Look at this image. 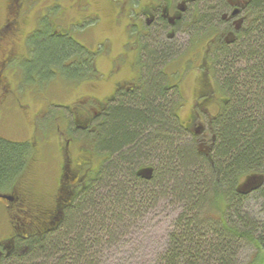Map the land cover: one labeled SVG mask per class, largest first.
<instances>
[{"label":"trees","instance_id":"1","mask_svg":"<svg viewBox=\"0 0 264 264\" xmlns=\"http://www.w3.org/2000/svg\"><path fill=\"white\" fill-rule=\"evenodd\" d=\"M259 19L254 37L246 33L245 42L251 45L239 50V59L234 51H227L223 55L230 61L215 66L219 76L212 87L219 89L225 100L209 123L210 146L206 151L182 125L176 111L180 105L176 102L177 90L172 95L165 93L163 66L170 53L162 48L150 53L143 88L116 96L98 121L92 136L95 141L90 137L105 158L101 166L84 182L67 180L70 200L61 211L57 208L51 213L48 191L44 193V218L31 208L19 209L20 235L0 264H44V253L55 249L77 264H88L92 256L82 232L93 229L99 237L110 231L106 223L100 224L106 219L100 216L102 206L107 204L113 214L120 205L136 201V192L144 198L138 188L146 189L149 183L163 187L166 179L174 184L169 192L184 202L185 208L176 219L158 264L207 263L208 255L201 245L207 232L199 227L204 223L218 237V242L210 245L217 264H239L234 259L241 245L254 248L244 264H264V220L256 221L246 210L251 194L264 205V16ZM36 48L41 71L60 63L69 51L57 41L44 44L40 40ZM26 150L27 144L0 140V181L16 173ZM147 169L152 170L150 177L141 174ZM117 172L125 180L118 181ZM252 176L259 177L258 188L245 192L248 188L241 187L242 182ZM87 208L100 219L98 223L90 225L84 215ZM205 212L209 220L200 217ZM10 226L13 228L12 220ZM73 234L77 236L72 238ZM65 261V257L60 259V263Z\"/></svg>","mask_w":264,"mask_h":264},{"label":"flooded vegetation","instance_id":"2","mask_svg":"<svg viewBox=\"0 0 264 264\" xmlns=\"http://www.w3.org/2000/svg\"><path fill=\"white\" fill-rule=\"evenodd\" d=\"M77 1L78 3L69 5L70 10H74V13H46L47 3H37V0H7V13L0 24V126L11 114L10 100L16 92L14 83L10 82L8 77L10 76L12 80L16 76L17 71L12 66H20L23 63L32 62L33 59L36 61L33 53L37 51L35 35L38 32L44 35L40 39L44 41V44L48 41L62 42L69 50L65 59L63 58L60 63L51 65L48 70L44 71V82H48L53 76H63L73 80L75 85L79 86L92 78L98 79L95 59L103 54L112 63L110 74L122 66L129 54H134L133 69H137L138 73L132 74L123 82L119 81L114 87L113 94L110 97H105V100L98 99L96 96H83V99L78 97L74 105L67 104L66 107L72 111L73 116L67 118L62 114L55 117L57 128L53 132L45 131L42 139H39L35 134L37 142H33L31 139L13 141L0 133L1 141L24 143L28 148L26 155L22 152L23 162L16 173L11 176L12 179L16 177L14 179L16 182L12 183L11 179L8 187L0 190V194L5 195V197H0L3 200L1 203L5 209L11 212L15 209L31 208L34 213L38 212L44 218L45 190L42 194L36 193L32 184L29 185L30 181L23 187L20 185L19 178L30 169V166L38 163L36 156L38 150L34 147L31 148L32 145L42 140L44 148L45 144H51L53 138L59 147L61 171L58 191L54 199L52 198L50 201L51 213L55 212L57 208H60L61 211L62 208L68 206L70 197L62 198L67 180L71 178L72 181L82 180L84 182L95 173L94 168L90 166V152L86 143L90 141V137L91 141L92 139L95 141L92 136L98 126L99 119L106 113L111 101L116 96L119 94L127 96L137 93L143 88L140 64L143 62V66L147 70L148 64L146 63L149 58L146 56L145 50H149V54H154L160 48L168 50L170 57L167 58V62L163 66V87L167 95H172L176 90V94L179 95L180 88L177 85L168 84L169 78L165 71L167 66L173 65L178 59H181L178 54H180L183 44H187L185 47V50L188 51L185 57L186 69L199 72V84L194 90L195 101L197 99L198 101L191 105L189 118L187 122L182 121V125L187 132L195 130L192 132L193 134L199 133L197 136L200 138L199 142H203L206 135L202 132V125L199 128L195 127L196 115L193 109L195 110L196 107L207 109L206 101L216 94L215 89L210 85V81L214 82V75L219 76L215 66L224 63L226 59L230 61V58H224L223 55L227 51H234V55L236 54L238 58L239 50L248 44L251 45L245 42L246 33L254 37L256 34L253 32L255 23L264 16V0H104L106 6L100 2L102 0ZM38 5L41 8L36 11L35 7ZM103 8H107L106 13L107 11L112 13L111 23L114 25V32H120L123 35L120 40L121 50L115 57L107 52L112 50V38H97L98 32L104 31L105 28ZM47 9L49 8L47 7ZM30 13H34V26L33 21L29 20ZM40 18H44V20H38ZM26 24L27 26H25ZM28 26H32V28L23 33L27 35L23 48L24 53H20L16 47L10 45V40L21 28ZM77 26L83 27L82 31H87L76 33L74 31ZM182 35H185L183 43ZM6 45L8 47L5 49ZM36 65H38L37 70H33L40 74L41 67L39 70V63L37 62ZM20 105H22L21 102ZM78 129L84 134L80 138L76 136ZM88 138L89 140H87ZM77 166L79 168H76ZM146 172L149 170L147 169ZM146 172L141 174L144 175ZM69 174L73 176H69ZM76 184L73 186L77 187ZM249 187L245 192L253 190ZM254 187L257 188L258 183L254 184ZM49 195L47 194V197ZM12 214L13 231L9 237L0 242V246L3 245L0 248V254L5 252L4 249H10L16 237L20 235L18 232L20 230L19 222H17L18 214L13 216ZM18 219L20 220V218Z\"/></svg>","mask_w":264,"mask_h":264},{"label":"rangeland","instance_id":"3","mask_svg":"<svg viewBox=\"0 0 264 264\" xmlns=\"http://www.w3.org/2000/svg\"><path fill=\"white\" fill-rule=\"evenodd\" d=\"M103 5L106 6L104 0ZM37 3L48 4L46 7V13H74V10H70L69 5L73 3H78L77 0H37ZM7 0H0V24L4 20V16L7 13ZM40 5L36 6L35 9L40 10ZM104 9V8H103ZM107 8L103 11V16H105V28L104 31L98 32V37L103 38H112V50L108 53H111L113 57L117 56L121 50L120 40L123 35L114 32V25L111 23L112 13H106ZM33 14L30 13V19L33 20ZM28 18V17H27ZM38 20H44L40 18ZM40 23V22H38ZM35 23L33 24V26ZM27 26V24L25 25ZM31 27L21 28L16 33L10 41L13 47L18 49V52L24 53L25 38L27 34H23L26 31L30 30ZM76 33L86 32L82 31L83 27H75ZM117 31V30H115ZM15 35V34H14ZM44 35L40 32L36 33L35 41L42 39ZM182 43L185 40V35H182ZM14 43V44H13ZM9 45V46H10ZM178 46V44H177ZM8 45L4 48L6 49ZM187 44H183L181 47V52L178 56L181 59H178L176 63H173L171 66L166 67L165 73L168 74V84L177 85L180 88V94L176 95V102L180 104L176 109L179 118L183 122H187L189 115L191 113V105L198 101H195L196 93L194 92L195 88L198 87L199 77L198 71L186 69V60L187 50H185ZM132 53V51H129ZM146 56H149V50H145ZM38 52L34 51L33 57L36 58V61L33 59L32 62H26L19 65H13L14 69L17 71L16 76L12 78L9 77L10 82H13L15 85L16 92L10 100L11 114L4 124L0 126V133L13 140V141H25L31 139L33 142H37L36 135L39 139H42V135L46 132H53L57 128V122L54 119L57 116L65 115L67 118L73 116L72 111L68 110L66 107L67 104L74 105L78 97L83 96L90 97L96 96L104 99L105 97H110L113 94L115 85L120 81L131 77L138 73L137 69H133L134 65V54H129L125 58L124 63L120 68H118L113 74H110L112 63L109 59H106V56L100 55L95 59L96 74L97 79H90L87 82L82 84L75 85L74 81L69 78H64L63 76L57 77L53 76L48 82H44V69L40 72H35L37 70L36 63L38 62L41 65V59L38 57ZM176 54V55H177ZM177 56V57H178ZM176 57V58H177ZM143 62L140 64L141 67V84L144 85L148 79V74L146 68L143 66ZM34 69V70H33ZM186 70L187 73H186ZM215 73V72H214ZM214 82L210 81V85L214 86L215 81L218 80V76L214 75ZM139 77V76H138ZM137 77V78H138ZM167 78V77H166ZM165 78V79H166ZM212 79V78H211ZM15 80V82H14ZM217 90V88H216ZM215 95L208 98L205 103L207 109H201L196 107L193 112L196 115V124L195 127L199 128L203 126V133L205 140L200 143V149L206 151L209 145L210 140V130L209 123L214 115H216L219 110L223 107V101L225 96L218 89L215 91ZM105 100V99H104ZM20 102L22 105H20ZM9 108V106H8ZM45 112V113H44ZM42 113V115H40ZM36 114H38L36 116ZM62 120V117H60ZM60 120V121H61ZM59 121V122H60ZM61 123V122H60ZM63 126V122H62ZM190 132V131H189ZM195 130L191 131L189 134L199 140L197 137L198 134H193ZM36 134V135H35ZM39 134V135H38ZM82 131L78 129L76 136L79 138L82 137ZM52 138V137H51ZM54 139V138H53ZM51 144H45L43 148L44 141L32 145L31 148L38 150L36 153L37 164L30 166L25 173H23L19 182L20 185L25 187L27 182L30 181L29 185L32 184L33 188L37 191L36 193L49 192L50 199H54L56 192L58 191V181L60 177V152L57 141L53 140ZM36 146V147H35ZM86 146L90 152L91 158V167L94 168V172L98 169V166H101V162L105 159L102 154H100L94 145L91 144V141L86 143ZM91 148V149H90ZM76 150V149H75ZM74 150V151H75ZM76 168H79L77 166ZM93 172V173H94ZM119 173V174H118ZM152 171L146 172L144 175H151ZM70 175V174H69ZM116 178L118 181L122 182V179L125 180L124 176L120 172H117ZM10 177L8 180L0 181V190L6 189L10 183ZM258 176H252L247 180H244L241 185L243 188H255L254 184L258 183ZM158 183V182H157ZM178 184V183H177ZM147 188H138L141 189L144 198L140 192H136L134 199L130 200L133 202L123 206L120 205L118 210L112 214L109 212V206L103 205L101 208V218L102 216L106 217L105 221H100L90 211V208H87L84 211V215L88 218L90 225L98 223H106L109 230L106 233L99 234L97 236L96 232L93 229H86L82 234L84 235L83 240L85 247L92 257H90V262L88 264H158L160 256L166 251L169 243L170 233L175 228L176 219L183 212L185 208V203L180 201L175 194L169 192L168 189L174 187V184L166 179L164 183V189L160 186H154V184H146ZM167 188V189H165ZM70 189L68 182H66V187H64V192H62V198H67L70 194ZM139 191V190H138ZM155 191V198L151 196ZM250 191V192H252ZM47 192V193H48ZM101 194V190H100ZM104 194V191H103ZM251 197V198H250ZM128 200V199H127ZM246 210L249 212V215L253 217L256 221L264 220V205L262 200L256 197L255 194H251L247 200ZM3 200L0 198V242L9 237L13 229L10 226V217L18 213V209L13 210L12 212L8 209H5L2 205ZM51 204V203H50ZM208 214L203 213L200 217H205L206 220ZM115 217L116 221L113 219ZM10 219V220H9ZM94 226V225H93ZM202 232L204 230L207 232L205 240H202L203 249L207 252V257L205 261L209 264H217L213 260L212 252L210 250V245L218 242V237L211 231L209 224L204 223L201 226ZM201 232V233H202ZM76 233H79V230H76ZM77 235H72V238H75ZM97 236V237H96ZM7 243V242H6ZM5 243V244H6ZM8 244V243H7ZM3 245L0 246L2 248ZM232 247V246H231ZM233 249L230 251H234ZM72 249V248H71ZM8 250V248H7ZM7 250L0 254V263L3 258L6 257ZM254 252V248L248 245H241L240 248L236 251V258L234 261L239 264H244L249 261ZM232 254V253H231ZM228 253V256L231 255ZM217 256V255H216ZM233 255L232 257H234ZM62 257L66 258L64 263H60ZM8 258V257H6ZM218 258V257H217ZM204 263V264H207ZM44 264H77L74 262L72 257H66L63 252L60 250H53L52 252L44 253Z\"/></svg>","mask_w":264,"mask_h":264},{"label":"water","instance_id":"4","mask_svg":"<svg viewBox=\"0 0 264 264\" xmlns=\"http://www.w3.org/2000/svg\"><path fill=\"white\" fill-rule=\"evenodd\" d=\"M149 171H152V170H149ZM259 180V179H258ZM256 186V185H255ZM251 189V188H250ZM252 190V189H251ZM0 197H5V195H2V194H0Z\"/></svg>","mask_w":264,"mask_h":264}]
</instances>
